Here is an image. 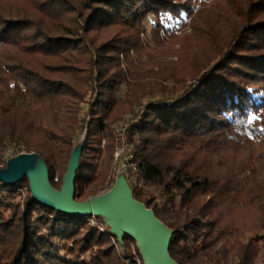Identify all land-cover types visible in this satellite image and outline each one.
I'll return each mask as SVG.
<instances>
[{"label":"trees","instance_id":"1","mask_svg":"<svg viewBox=\"0 0 264 264\" xmlns=\"http://www.w3.org/2000/svg\"><path fill=\"white\" fill-rule=\"evenodd\" d=\"M141 102L126 177L174 230L170 257L258 264L264 0H0V164L36 153L59 189L84 132L74 197H95L114 183L112 129ZM0 264L143 261L132 239L32 200L24 179L0 183Z\"/></svg>","mask_w":264,"mask_h":264},{"label":"water","instance_id":"2","mask_svg":"<svg viewBox=\"0 0 264 264\" xmlns=\"http://www.w3.org/2000/svg\"><path fill=\"white\" fill-rule=\"evenodd\" d=\"M84 142L85 135H81L70 154L59 189L51 185L48 168L36 153H19L8 158L0 168V183L13 187L26 179L31 199L43 207L73 217H98L121 247L124 237L132 239L143 264H177L169 255L174 230L133 197L124 172L117 175L109 190L85 201H76L75 180Z\"/></svg>","mask_w":264,"mask_h":264},{"label":"built area","instance_id":"3","mask_svg":"<svg viewBox=\"0 0 264 264\" xmlns=\"http://www.w3.org/2000/svg\"><path fill=\"white\" fill-rule=\"evenodd\" d=\"M143 111L144 107H139L135 112L130 113L128 117L117 123L112 129L114 144L113 161L115 166L114 178H116L120 172H124L127 175L128 172L136 170V164L133 161V155L130 152L128 140L132 124L141 118ZM54 181L56 182L57 179L55 178ZM88 222L101 233L107 232L104 223L98 217L90 216L88 217ZM111 239L113 241L115 240L112 237ZM131 250L133 252V246H131Z\"/></svg>","mask_w":264,"mask_h":264},{"label":"rangeland","instance_id":"4","mask_svg":"<svg viewBox=\"0 0 264 264\" xmlns=\"http://www.w3.org/2000/svg\"><path fill=\"white\" fill-rule=\"evenodd\" d=\"M152 23H153V20H150V19H148L147 21H146V26H147V29H148V33L145 35V36H143L142 34L140 35V38H142V39H146V40H148V37H149V30H150V28H151V26H152ZM131 33H135V32H131ZM188 83H189V81H188ZM168 85H170V86H173V85H175L173 82H169V84ZM144 107L145 105H144V102H141L140 104H138L136 107H135V109H133V111H131L130 113H133V112H135L139 107ZM130 113H128V115L130 114ZM128 115H126L125 116V118L126 117H128ZM81 135H85V133L83 132ZM81 135H79L78 136V138L81 136ZM76 144V143H75ZM102 145H103V143H102ZM8 157V154L6 155V157L5 158H7ZM8 159V158H7ZM6 159V160H7ZM6 160H5V162H6ZM3 165L5 166V163L3 164H0V168H3ZM113 166H112V168H111V170H110V175H109V177H108V181H114L115 180V178H114V171H115V166H114V161H113V164H112ZM65 174V173H64ZM58 179V173H56L55 174V177H54V179ZM57 182V181H56ZM20 192H21V194L22 195H24L25 193H26V189H25V187H22L21 189H20ZM262 205V204H261ZM263 206H264V202H263ZM258 264H264V249L262 250V252L260 253V256H259V258H258Z\"/></svg>","mask_w":264,"mask_h":264}]
</instances>
